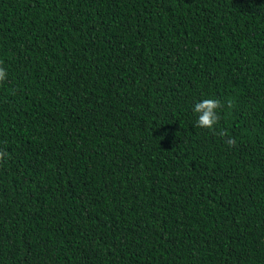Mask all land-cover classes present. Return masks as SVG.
<instances>
[{
	"label": "trees",
	"instance_id": "16d2710c",
	"mask_svg": "<svg viewBox=\"0 0 264 264\" xmlns=\"http://www.w3.org/2000/svg\"><path fill=\"white\" fill-rule=\"evenodd\" d=\"M0 67V264H264V0H0Z\"/></svg>",
	"mask_w": 264,
	"mask_h": 264
},
{
	"label": "clouds",
	"instance_id": "9594fccd",
	"mask_svg": "<svg viewBox=\"0 0 264 264\" xmlns=\"http://www.w3.org/2000/svg\"><path fill=\"white\" fill-rule=\"evenodd\" d=\"M7 76L6 71L0 67V82L4 81ZM223 107L221 101L218 99H203L202 101L196 103L193 107V112L197 114L196 126L203 129L213 130L219 121V116L217 114V109ZM215 135L220 137H226V131H214ZM229 146H235V138L229 137L225 141ZM6 153L0 151V160L4 158Z\"/></svg>",
	"mask_w": 264,
	"mask_h": 264
}]
</instances>
